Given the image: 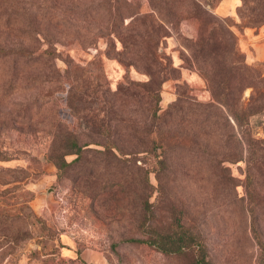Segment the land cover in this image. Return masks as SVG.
Masks as SVG:
<instances>
[{"label": "rangeland", "instance_id": "rangeland-1", "mask_svg": "<svg viewBox=\"0 0 264 264\" xmlns=\"http://www.w3.org/2000/svg\"><path fill=\"white\" fill-rule=\"evenodd\" d=\"M37 1L39 12L56 17L48 29L62 33L54 43L57 80L49 93L52 102L46 105L48 109L42 108L29 122H13L10 118L34 91L14 90L0 96V111L9 115L0 117V149L11 154V159L0 161V264H202L201 258L207 264H264L259 245L252 237H244V217L233 203L231 186L226 184L221 189L220 175L217 179L211 176L223 150L226 160L221 166L228 167L238 179L237 191L245 195V162L234 164L228 160L231 129L212 128L211 133L226 139L223 149L201 142L194 152L175 150L168 153L166 169H161L155 158V171L149 174L154 187L149 201L156 200L154 223L162 237H145L138 228L141 187L132 176H136L141 161L129 158L120 162L102 152L105 142L125 148L134 143L132 128H153L149 119L153 91L148 89L153 90L155 84L146 85L151 71L164 78L158 113L180 98L189 101L191 108L213 101L206 79L191 64L184 46V38L197 37L199 20L174 13L167 17V24L157 18L151 23H133L134 31L151 34V40L145 38L150 50L166 34L154 50L162 62L155 68L140 61L134 64L130 54L120 55L123 46L117 38L112 39V46L105 36L83 46L63 34L72 30H125L132 18L155 16L151 0H44L43 5L42 0ZM48 4L52 8H46ZM240 4L241 0H217L207 9L213 17L229 24L240 62L264 76V24L246 23L237 12ZM173 5L172 12L186 8L185 1L175 0ZM65 61L77 74L73 91L75 86L80 89L72 108L65 101L71 86V76L64 72L68 67ZM251 91V87L244 89V101ZM105 101H111L112 108L104 106ZM179 105L175 120L189 108L185 102ZM43 121L57 122L75 142L85 144L78 161L61 169L54 165L47 156L50 125H43ZM263 122L264 113L250 118L256 137H263ZM220 132L226 135L221 137ZM149 138L158 142L160 134L154 132ZM181 142L186 144L185 140ZM168 143L170 148L178 144L173 139ZM74 157L66 154L64 160L69 162ZM122 178L127 179V187L110 184ZM179 222L194 237H179L183 231ZM262 230L264 233V223ZM170 232L173 234H164ZM182 240L186 245L179 248Z\"/></svg>", "mask_w": 264, "mask_h": 264}, {"label": "trees", "instance_id": "trees-1", "mask_svg": "<svg viewBox=\"0 0 264 264\" xmlns=\"http://www.w3.org/2000/svg\"><path fill=\"white\" fill-rule=\"evenodd\" d=\"M177 1H185L186 8L179 12H172L175 0H156L155 2L151 0L155 16L132 18L130 26L122 31L96 30L78 33L72 30L67 34L63 33L67 40H74L83 46L93 44L100 36H105L112 46L114 45L112 39L117 38L123 46L120 55L130 54V60L134 64L140 61L146 63L147 66H156L155 68H157L162 65V62L155 51L158 50L161 38L166 34L161 35L155 43V49L150 50L149 46H146L145 38L147 36L148 40H151V34L134 31V28L131 27L134 26L133 23L139 20H149L151 23L157 18L167 24L170 22L167 17H173L174 13H179L181 18H196L200 23L197 37L195 39L184 38V46L188 51V59L191 64L206 79L213 101L199 103L196 104L197 108H191L189 101L180 98L170 104L167 109L158 113L160 109L159 90L164 78H158L155 72L151 71L146 85L150 87L149 83L155 84L153 90L148 89L149 92L153 91V106L150 107L149 118L153 121L151 123L153 128L143 126L132 128V135L136 139L134 143L125 148L115 142H105L102 144V152L111 155L120 162H126L129 158L141 161L142 165L137 167L136 176H132L133 182L141 187V197L139 198L141 220L138 228L141 235L145 237H162V232H157L154 223L153 206H155L156 200L149 201L152 189H154L149 174L155 171L153 167L155 158H157L155 162L160 165V168L166 169L169 168L168 153L175 152V150L189 152L192 149L194 152L196 146L202 145L201 142L214 144V146L216 144L222 148V143H225L226 139L223 141L216 134L211 133L212 128L219 126L220 131L224 127L231 129V133L228 135L231 142L228 160L234 164L245 162V195H240L237 191L238 179L231 175L228 167L221 166V163L226 160L223 150L219 152L221 157H218L216 164H213L215 167L211 171V176L217 179L220 175L221 189L226 184L231 186L234 194L233 203L238 205L244 217V237H252L264 255V233L262 230V223H264V122L262 123L263 137H256L250 126V118L253 115L264 113V76H261V73L254 67L241 63L235 56L234 34L229 24L225 20L213 17L207 9L217 0ZM51 6L48 4L46 8L50 9ZM40 7V2L37 0H0V96L8 95L14 90L34 91L31 99L26 100L23 106L19 104L18 109L13 111L12 118H10L13 122H29L42 108L52 102L49 93L57 80L54 60L58 57L54 43L59 36H62V33L52 32L48 29V25L56 17L50 13L39 12ZM237 12L250 25L264 24V0H241ZM208 17L213 18L210 23L207 21ZM81 19L84 20L83 17ZM44 45L47 46L43 47ZM65 63L68 66L64 71L65 75L71 76V86L67 91L65 101L67 106L72 108L74 98L80 89L75 86L76 91H73V82L76 81L77 74L75 76L74 70L67 61ZM246 87H251L252 91L248 99L244 101L243 91ZM181 102H185L189 108L183 117L175 120L176 109L179 108L178 105ZM106 104L109 109L112 108L111 101H105L104 106ZM6 116L9 115L5 111H0V117ZM42 124L50 125L47 127V135L51 138L47 156L58 169L80 159L85 149L82 147L85 144L75 142L70 137L71 133L59 128L57 122L43 121ZM157 131L160 134L158 142L154 138H149L152 133ZM164 133L167 135L166 137ZM220 133L221 137L226 135L224 132ZM171 139L178 143L174 145V148H170L168 145L171 144L168 143ZM182 140H185L186 144L182 143ZM159 149L160 153H158ZM66 154H74L75 157L71 161L65 162L64 155ZM182 158L189 157L183 155ZM9 159H11V154L0 149V161ZM4 171H8V169H4ZM126 178L111 181L110 184L118 183L125 188L128 186ZM160 202L162 203L163 199ZM227 219L223 221L226 222ZM179 224L183 230L178 233L179 237H194L182 222ZM164 234L172 235L173 233ZM183 243L184 240L178 247H184L186 244ZM200 262L207 264L205 258H201Z\"/></svg>", "mask_w": 264, "mask_h": 264}, {"label": "crops", "instance_id": "crops-1", "mask_svg": "<svg viewBox=\"0 0 264 264\" xmlns=\"http://www.w3.org/2000/svg\"><path fill=\"white\" fill-rule=\"evenodd\" d=\"M194 79H196V80L198 81V83H200V82H199V77H196V76H195ZM197 81H196V82H197ZM74 255H75V254H74Z\"/></svg>", "mask_w": 264, "mask_h": 264}]
</instances>
